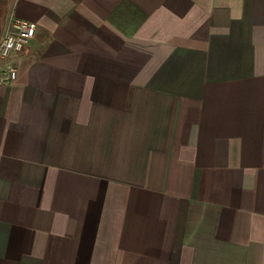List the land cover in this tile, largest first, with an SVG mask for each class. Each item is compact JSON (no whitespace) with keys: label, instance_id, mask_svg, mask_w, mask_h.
I'll return each instance as SVG.
<instances>
[{"label":"crops","instance_id":"1","mask_svg":"<svg viewBox=\"0 0 264 264\" xmlns=\"http://www.w3.org/2000/svg\"><path fill=\"white\" fill-rule=\"evenodd\" d=\"M12 17L36 32L0 84V264H264V0Z\"/></svg>","mask_w":264,"mask_h":264},{"label":"built area","instance_id":"2","mask_svg":"<svg viewBox=\"0 0 264 264\" xmlns=\"http://www.w3.org/2000/svg\"><path fill=\"white\" fill-rule=\"evenodd\" d=\"M36 24L32 21L12 17L0 38V62L8 64L0 73V84L7 85L16 78L15 55L22 52L34 38Z\"/></svg>","mask_w":264,"mask_h":264}]
</instances>
